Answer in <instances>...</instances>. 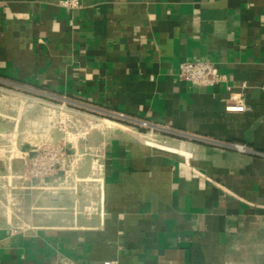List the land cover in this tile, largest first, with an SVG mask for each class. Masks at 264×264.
Segmentation results:
<instances>
[{
  "label": "crops",
  "instance_id": "0c3cea01",
  "mask_svg": "<svg viewBox=\"0 0 264 264\" xmlns=\"http://www.w3.org/2000/svg\"><path fill=\"white\" fill-rule=\"evenodd\" d=\"M61 2L0 0V80L114 119L54 138L72 188H0V264H264V0ZM185 60L226 80H183ZM24 133L0 126L5 150L44 141ZM1 171L18 181L24 163Z\"/></svg>",
  "mask_w": 264,
  "mask_h": 264
},
{
  "label": "built area",
  "instance_id": "2783aa9c",
  "mask_svg": "<svg viewBox=\"0 0 264 264\" xmlns=\"http://www.w3.org/2000/svg\"><path fill=\"white\" fill-rule=\"evenodd\" d=\"M61 4L68 9L76 10L82 7V0H62ZM178 74L181 79L189 81L197 86H212L226 80V75L220 72L214 62L210 60L182 61L179 66ZM51 105L54 108L53 114L55 115L58 109H64L63 106L55 103ZM226 109L231 112H244L247 106L241 95L231 93ZM66 116L72 117V125L68 127V133L75 132L82 139L88 138L95 128L99 130L105 129L101 121L94 116L91 117L88 113L83 114L73 110L72 114L67 113ZM118 117L121 119L124 118L122 115ZM142 122V125L146 126L148 124L145 121ZM67 141H70V139L68 138ZM14 145L15 144L10 145L8 155L23 161L24 172L17 177L18 181L14 185L8 177L0 175V179L3 178L7 181L4 187L7 186V188H9L8 192H12V190H17L18 188L23 190L46 189L55 191L72 188L69 179L72 178L74 168L72 165L73 162L69 160L70 153L66 143L46 140L40 144L34 145L31 149L16 148ZM240 147L243 148L244 146L241 145ZM67 163L68 167L66 165ZM60 172H63V175H58ZM83 212L89 215L95 212H100L102 214L103 201L98 202L91 199L90 202L84 206ZM25 229V225L19 224L14 226L12 231L13 233H19ZM104 264H112V262L107 261Z\"/></svg>",
  "mask_w": 264,
  "mask_h": 264
},
{
  "label": "rangeland",
  "instance_id": "374dc122",
  "mask_svg": "<svg viewBox=\"0 0 264 264\" xmlns=\"http://www.w3.org/2000/svg\"><path fill=\"white\" fill-rule=\"evenodd\" d=\"M65 101L67 100L50 99L37 91L15 84H9L3 80H0V126H8L11 124L14 125L15 123H20L23 126V130L25 131L24 134H26L29 140L36 141L38 137L41 139V136H44V141L48 140L56 142L54 141L56 136H59V139L61 140L68 138L70 140L81 139L80 136L75 132L68 133V127L72 125V117H67L66 114H72L73 110L83 114L88 113L89 115L95 116L97 119H114L106 116V114L85 109L83 106H79L73 102ZM54 103L64 107V109H58L56 115L53 114L54 108L51 105ZM115 120L120 121L117 119ZM140 124L142 125L143 122H140ZM142 126L146 128L145 131H149L148 133H153L150 128L147 129V127L150 126L149 124ZM55 140H57V138ZM4 142L3 135L0 134V157L5 155L6 157L9 156L8 152L5 150V146L7 145L8 141L5 143ZM3 174H5L4 171H1L0 175ZM6 183V180L3 178L0 179L1 190L4 188L5 190L9 189L6 185V187H4V184ZM16 183L17 181H12L13 185ZM13 191L14 190H12V192Z\"/></svg>",
  "mask_w": 264,
  "mask_h": 264
}]
</instances>
